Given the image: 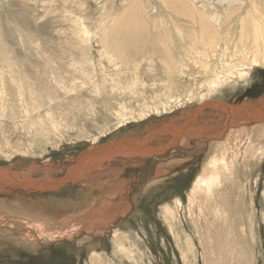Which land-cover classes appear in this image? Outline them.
Here are the masks:
<instances>
[{
	"label": "rangeland",
	"instance_id": "374dc122",
	"mask_svg": "<svg viewBox=\"0 0 264 264\" xmlns=\"http://www.w3.org/2000/svg\"><path fill=\"white\" fill-rule=\"evenodd\" d=\"M55 1L2 0L3 8L0 7V165L9 166L23 177L63 178L83 157L107 142L133 137L138 139L137 144H145L154 129L166 125L167 121L185 119L188 111L192 112L205 99L242 106L263 97L261 103H264V64L253 66L248 77L237 73L238 67L248 66L254 58L264 60L262 41L246 46L242 42L236 43L235 39L236 44L227 46L220 40L219 47V42L214 45L218 57L182 63L176 74H170L169 80L159 78L154 81L156 75L164 73L166 65L150 51H147V58L128 67L117 65L98 43L101 34L107 36L105 30L110 16L100 15L101 7L96 0H85L89 12L77 8L73 11L75 15L66 11L71 3ZM150 2L160 4L161 1ZM257 3L264 9V0H257ZM53 8L56 10H51ZM169 8V11L174 10ZM262 16L264 18V14ZM75 18L85 22L90 32L87 42L91 49L86 50L88 53L84 56L87 59L81 56V51L63 43ZM235 24L233 17L227 20L230 28ZM77 54L86 66L94 67L98 72L95 80L83 76L81 63H73L74 59L79 60ZM181 68L183 72L179 70ZM28 71L35 75H26L19 83L18 75ZM230 76L232 80H228ZM214 82L215 86L219 85L215 91L211 88ZM129 86L135 92H131ZM186 94L193 95V100L183 106L174 102L171 109L164 111L158 103H165L172 95L184 98ZM32 97L37 102L34 103ZM89 103L93 104L91 110ZM142 105L157 106L161 111L151 110L141 118ZM13 112L17 113L15 118ZM224 114L212 107L202 112L198 120L202 123L198 125L207 139L201 143L197 138L184 137L163 152L136 158L138 162L128 160L130 163L122 164L119 157H114L111 166L119 161L120 166L123 165L121 175L129 181L124 195L128 206L125 209L117 206L120 213L108 212L107 206H102L104 209L100 212L86 213L100 194L84 189L79 184L81 179L56 189L8 187L6 191L0 190V264H233L224 245L223 263L218 262V255L207 253L206 247L211 245L210 235L214 234L217 223L208 226L205 216L199 214L198 204L191 202L196 177L214 152L213 146L223 143L228 147L239 144L241 153L237 157L234 176L238 191H234L233 196L244 203L252 219L248 227L245 223L239 226V233L242 236L246 229L245 250L250 264H264V150L258 159H250L251 162L245 158L250 141L254 147L264 145V129L261 128L264 119L234 121L226 132L223 130L227 123ZM125 119L127 121L122 122ZM53 123L61 127V132L55 133ZM166 136L157 137L154 142L157 148L158 144L167 143L171 134ZM148 139L150 141L151 137ZM228 155L231 159L230 152ZM172 160L176 164L170 166ZM162 169L167 170L159 175ZM78 213L90 217L72 234L64 231L58 236L49 235L51 226L34 225L35 219L48 218L56 224L63 217ZM88 223L94 224L93 229L87 228ZM243 244L240 242L239 247Z\"/></svg>",
	"mask_w": 264,
	"mask_h": 264
},
{
	"label": "bare ground",
	"instance_id": "6f19581e",
	"mask_svg": "<svg viewBox=\"0 0 264 264\" xmlns=\"http://www.w3.org/2000/svg\"><path fill=\"white\" fill-rule=\"evenodd\" d=\"M96 1L101 7L100 15L110 16V20L107 22L105 30L107 36L103 37L104 35L102 36L101 34L98 43L104 49H106L109 57H111L113 61H116L117 65H126L128 67L130 65H136L141 59L147 58V51H150V53L155 55L161 63L166 65L164 73L156 75V77L153 79L154 81L160 80L159 78L169 80L171 78L170 74H176L179 65H181L182 63L185 64L188 62H198L200 60L203 62V60H207L208 58H210V56L218 57V55L216 54L218 53V49L215 48L214 45L219 42V47L221 42L220 40H224L227 46L231 45V43L236 44L240 42H242L246 46L250 45V43L251 45H253L252 42L257 44V42L262 41L264 43V18L262 16L264 14V9H262L258 5L257 0H160V4L151 3L150 0ZM170 1L173 3L171 4ZM1 2L2 0H0V7L3 8ZM54 2L57 1L54 0ZM66 2H69L71 3L70 5H72L66 11L73 12L74 10L77 11L78 8L89 12L85 6V0H66ZM168 3H170V6L168 5ZM51 6L53 7V5ZM56 7L57 6L55 5V8ZM169 7H172L171 9H174L175 11H169ZM51 10L56 9L53 8ZM48 13L50 12L48 11ZM73 15H75L74 12ZM180 16H182V18ZM232 17L236 20L234 28H230L231 26L229 27L227 25V20L231 19ZM231 25L234 24L232 23ZM70 28L72 30L70 29L71 32L65 35V37L67 35L68 36L66 38H63V43L64 45L68 44L69 46L76 48L78 51H81V56L84 57L86 53H88L85 51L91 49L90 42H87L89 40L88 37L90 32L87 30L85 22H81V20L78 18L74 19L73 24L70 25ZM222 34H224V36L221 37ZM235 39L238 42L235 43ZM60 40L62 45V39ZM209 52L214 53L209 54ZM77 56L79 57V60L74 59L73 63H81L82 68H84L82 70L83 76L86 75V77H89L91 79L96 78L98 72L94 69V67L92 69L86 66L85 63L81 61L83 60V58L80 59L79 54H77ZM246 58H248V56H246ZM260 64H264V60L261 62L258 58H254L250 60V64L248 66H245L247 64H243L244 66L241 65L240 67H238L237 73H239L243 77H248L251 74V68H253V66L255 65L257 66ZM19 70L20 69L18 68V71ZM179 70L183 72L182 68ZM229 73H231L232 75L235 74L233 72ZM26 75H28V77H32L35 74H33V71H28L26 74H21V76L18 75V82H23V80L27 77ZM231 76L228 78V80H232ZM38 80L41 81L40 77L38 78ZM215 83L216 82L212 83L213 87H211L212 89L215 88L214 91L217 90V87L219 86H215ZM21 86L24 87V85ZM171 86L173 85L171 84ZM176 87L177 85L175 86V88ZM128 88L131 92H135V89L133 87L129 86ZM39 94L41 93H38V95ZM201 96H205V94ZM34 99L35 98H33V100ZM44 99L42 101L46 100ZM261 99L255 103H244L242 106L230 105L229 103L223 101L214 102L213 100L208 99H205L204 101L202 100V103L197 108H193L194 110L192 112L189 113L188 111V114L185 119H179L180 121L178 120L172 122L167 121L166 125L159 127V129H154V131L149 134V137H147L145 140L147 141L145 144L149 143L151 145L150 147H148L149 149L146 148V150L149 151H142L138 147H135L140 145H137L138 139H134L132 136L131 139L124 138L126 141L122 140L121 142L117 141L106 145L102 152L98 154V157H95L94 159L89 160L90 155L93 154L92 152L89 153L87 155L88 160L86 159V157H83V159L79 161L80 163L76 168L71 169L68 175L60 179H55L51 176H45V178L42 177L39 179H33L31 177H28V180L26 181L24 180V178L27 179L26 176L23 177L20 173L12 171L9 166L0 165V190L6 191V188L8 187H22L25 190L56 189L61 186H64L69 181H73L74 179H81L79 181V184L83 186L84 189H86L87 191H91L92 193H95L96 191L100 194L98 197H96L97 202L91 208H88L89 210H86V213L94 214L95 211L100 212L102 209H104L102 208V206H107L108 209L106 208V210L110 213L114 211L118 212L120 209L117 206H120L121 209H125L128 206V203L124 202V195L127 192V189L129 188L127 186V183L129 181L127 182V178L121 175L123 165L120 166L119 161H116V164L114 166H111V162L114 157H119L117 159H121L120 162L122 164L130 163L128 160H135V162H138L139 160L136 158H142L144 156L159 153L161 151L163 152L168 147L178 143L184 137L197 138V141H199L198 143H201L207 138L202 135V127L201 125H198V123L200 124L202 122H199L198 120L200 119L199 116L207 107L220 109L226 114L224 115L227 117V123L225 124V129H223L224 131H226L228 127L232 126L234 124V121L236 122L237 120L261 121L262 119H264V103H261ZM191 100H193V95L186 94L184 98L182 97V95L176 98L172 95L168 97L165 103L164 101H159L158 103L163 106L164 111H167V109H171V106H173L172 104L174 102L183 106V104H186ZM35 101L37 102V100H34V103ZM91 105L93 104L89 103L88 105L90 110L92 107ZM37 108L35 109V111L39 109ZM151 110H154L155 113H159L161 111L160 108L157 106L147 107L145 105H142V111L139 113V116L141 118H144V116ZM27 111L29 112V110ZM16 115L17 113L13 112L14 118ZM42 118L44 119V117ZM134 118L135 117H133V119ZM125 121H127V119L123 120L122 122ZM57 122H59V120ZM40 126H42V124ZM214 127L216 128L217 126ZM261 128L264 129V126H261ZM54 129L55 133L61 132V127L59 126H55ZM206 129H209V127L207 128L206 126ZM168 133L171 134L170 139L168 138V142L165 144H158L160 146L159 148H157V145H155L157 143L154 142L158 140V138L163 137V135L166 136ZM150 137L151 139L149 141L148 138ZM199 139H201V141ZM208 141L211 142V140ZM252 144L253 142L250 141V146L248 145L249 150H246L247 154L245 158L247 159L248 157L249 162H251L250 159H258L257 156L260 155L261 152H263L264 150V145L254 147V145ZM197 145L198 144H196L195 142V146ZM238 145L239 144H234V146L228 147V145L223 143L220 144V146H213L212 149H214V152L204 163L201 173L196 177V180L193 183L191 192V202L192 204H198L199 214L201 217L205 216V219L207 221L206 224L208 226H211L212 224L216 225L217 223V225L214 227V234L210 235L211 245L210 247H206L207 253L215 256L218 255V262L223 263L224 258L222 257V250L224 246H226L227 252L229 254L228 256L230 260L234 262L233 264H250L248 257H246L245 250V245L248 242L246 229L245 233L241 236L239 233V226L242 223H245L248 227V222L252 219L251 215L245 210L244 203H242L237 198H234L233 196L234 191H238V187L236 188V182L234 180V176L236 175L235 166L238 159L237 157H239L241 153L239 151ZM101 148L96 149L93 152H97ZM229 152L231 153V159H229L228 157ZM77 159H79V157ZM178 161L179 160H177V163ZM175 162L176 161L172 160L170 161L169 165L172 166ZM165 170H160L158 174L160 175ZM26 210L29 212L28 206ZM31 214H33V212ZM86 215L87 214H85V216H80L79 214L75 216L63 217V219H60L56 224L54 223L55 221L52 219V221L49 222L50 220H48V218L44 220L35 219L34 221L36 223L34 222V225H37L39 227H43L44 225L51 226V229H49V235L58 236V234H60L61 232L63 233L64 231L66 232L65 234H72L73 230L83 227L82 223H85L88 217H90L89 215ZM47 217L49 216L47 215ZM213 219H215L214 223ZM93 223L95 224L96 222ZM94 224L88 223L87 228L93 229ZM109 224L110 223H108V225ZM30 225L33 224L30 223ZM105 228L106 227H104V229ZM209 233H211V230L209 231ZM87 235L85 236L84 234L85 237H87ZM240 242H243L245 244H243L242 247H239ZM93 264L96 263L93 262Z\"/></svg>",
	"mask_w": 264,
	"mask_h": 264
},
{
	"label": "crops",
	"instance_id": "0c3cea01",
	"mask_svg": "<svg viewBox=\"0 0 264 264\" xmlns=\"http://www.w3.org/2000/svg\"><path fill=\"white\" fill-rule=\"evenodd\" d=\"M130 139H131V138H130ZM134 139H136V138H134ZM122 140L126 141L125 139H122ZM122 140H121V141H122ZM127 140H128V139H127ZM121 141H119V142H121ZM128 141H129V140H128ZM138 144H140V145H139V146H135V147H138V148H141V149H142V148H145V149L147 148V149H149L148 147L151 146L149 143L147 144L148 146H146L143 142H140V143H138ZM138 144H137V145H138ZM112 145H114V144H112ZM116 145H117V144H116ZM105 146H106V145H105ZM105 146H103V147H102L99 151H97V152H93V151H94V150H93V151H92L93 154H92V156H90L89 160L94 159L95 157H98V154H99L100 152H102V150L105 148ZM118 146H119V145H118ZM133 146H134V145H133ZM86 159L88 160V157H86ZM24 177H25V176H24ZM26 177H27V179L24 178V180L27 181L29 176H26ZM29 178H30V177H29ZM30 182H32V181H30Z\"/></svg>",
	"mask_w": 264,
	"mask_h": 264
},
{
	"label": "water",
	"instance_id": "95a60500",
	"mask_svg": "<svg viewBox=\"0 0 264 264\" xmlns=\"http://www.w3.org/2000/svg\"><path fill=\"white\" fill-rule=\"evenodd\" d=\"M111 142H107L106 144L109 145Z\"/></svg>",
	"mask_w": 264,
	"mask_h": 264
}]
</instances>
